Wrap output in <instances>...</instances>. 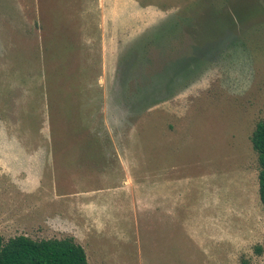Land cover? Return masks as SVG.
Here are the masks:
<instances>
[{
  "label": "rangeland",
  "instance_id": "1",
  "mask_svg": "<svg viewBox=\"0 0 264 264\" xmlns=\"http://www.w3.org/2000/svg\"><path fill=\"white\" fill-rule=\"evenodd\" d=\"M91 1L0 0V235L72 236L89 264H264V0H137L159 27L106 77Z\"/></svg>",
  "mask_w": 264,
  "mask_h": 264
},
{
  "label": "crops",
  "instance_id": "2",
  "mask_svg": "<svg viewBox=\"0 0 264 264\" xmlns=\"http://www.w3.org/2000/svg\"><path fill=\"white\" fill-rule=\"evenodd\" d=\"M85 10L84 13L94 16V33L91 34L95 39L99 38V74L103 77L114 75L120 53L134 37H140L151 25L158 28L161 21V17L158 19L156 16V10L148 11L137 0H92ZM89 35L87 33L85 36ZM124 64L122 61L123 68Z\"/></svg>",
  "mask_w": 264,
  "mask_h": 264
},
{
  "label": "trees",
  "instance_id": "3",
  "mask_svg": "<svg viewBox=\"0 0 264 264\" xmlns=\"http://www.w3.org/2000/svg\"><path fill=\"white\" fill-rule=\"evenodd\" d=\"M249 139L257 155L258 194L264 206V118L256 122ZM254 252L261 254L264 246L255 245ZM0 264L89 263L84 248L72 236L33 239L18 234L6 240L0 235Z\"/></svg>",
  "mask_w": 264,
  "mask_h": 264
}]
</instances>
